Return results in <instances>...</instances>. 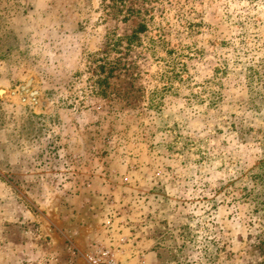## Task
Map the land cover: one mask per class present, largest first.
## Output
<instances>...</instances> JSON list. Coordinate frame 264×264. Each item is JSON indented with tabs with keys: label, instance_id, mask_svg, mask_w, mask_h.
<instances>
[{
	"label": "rangeland",
	"instance_id": "obj_1",
	"mask_svg": "<svg viewBox=\"0 0 264 264\" xmlns=\"http://www.w3.org/2000/svg\"><path fill=\"white\" fill-rule=\"evenodd\" d=\"M126 1L0 0V264H264V0Z\"/></svg>",
	"mask_w": 264,
	"mask_h": 264
},
{
	"label": "trees",
	"instance_id": "obj_2",
	"mask_svg": "<svg viewBox=\"0 0 264 264\" xmlns=\"http://www.w3.org/2000/svg\"><path fill=\"white\" fill-rule=\"evenodd\" d=\"M123 2H127L126 0H122ZM128 3H132V0L128 1ZM128 10H131L133 12L132 7H129ZM148 29V25L146 22H140L138 24V27L135 28L130 34H125V35H119L115 32L109 33L107 35V61L99 63L96 65V68L94 70V74H96V77L94 78L95 80V85H93V90L96 91L97 93V87H101V94H107L109 95L111 91H109V88L111 86V78L116 76V71L117 70H125L126 73H129L132 69L133 63L127 60L125 54H130L135 46H137L140 41H141V33L146 32ZM110 51H116L119 52L121 55L114 57L111 59L109 57V52ZM261 67H264V63L261 64ZM99 69V70H98ZM258 72L255 73L251 69V75L250 77L253 76L255 77V74H258ZM259 82L261 83V87H264V81L263 79H258ZM104 88H103V87ZM107 86V91L106 87ZM264 163V161H263Z\"/></svg>",
	"mask_w": 264,
	"mask_h": 264
},
{
	"label": "water",
	"instance_id": "obj_3",
	"mask_svg": "<svg viewBox=\"0 0 264 264\" xmlns=\"http://www.w3.org/2000/svg\"><path fill=\"white\" fill-rule=\"evenodd\" d=\"M33 81H34V77H30L28 81L26 82V84L20 86L19 93L27 92L29 93V95L32 97L33 100H36L35 95L38 94V91L37 90L30 91V87ZM5 94L15 95V92L14 91L10 92L9 90L5 88L0 87V97H3ZM26 99H27V96L22 97V101H25Z\"/></svg>",
	"mask_w": 264,
	"mask_h": 264
},
{
	"label": "built area",
	"instance_id": "obj_4",
	"mask_svg": "<svg viewBox=\"0 0 264 264\" xmlns=\"http://www.w3.org/2000/svg\"><path fill=\"white\" fill-rule=\"evenodd\" d=\"M101 262H103V261L100 258L94 259V263H96V264H100ZM113 262H114L113 259H110L108 261H104L105 264H113Z\"/></svg>",
	"mask_w": 264,
	"mask_h": 264
}]
</instances>
